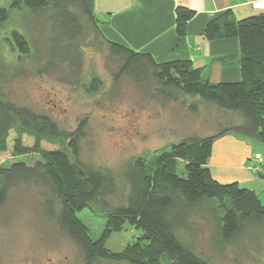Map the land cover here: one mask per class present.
I'll return each mask as SVG.
<instances>
[{
    "label": "trees",
    "instance_id": "1",
    "mask_svg": "<svg viewBox=\"0 0 264 264\" xmlns=\"http://www.w3.org/2000/svg\"><path fill=\"white\" fill-rule=\"evenodd\" d=\"M9 5L0 7V27L12 28L11 36L5 39L19 63L28 59L41 62L44 55L46 69L60 63L78 69L83 41L92 36L99 47L106 44L120 64L116 78L127 74L146 88L152 84L146 82L154 81V96L172 101L179 100L180 95L190 97L187 106L192 112L197 111L198 99L216 105L230 120L215 134L185 137L173 143L152 165L144 156L128 160L126 202L111 207L104 197L115 189V175L81 160L84 121L74 130H65L47 115L6 100L0 61V163L15 154L42 156L33 164H0V211L12 189L22 184L39 187L45 196L44 215L78 246L85 264L103 260L117 264H164L165 260L166 264H213L196 253L180 233L185 219L207 207L216 212L210 221L217 227L216 241L223 244L264 227V204L256 193L237 182L216 180L207 165L215 139L226 133L264 143V10L237 19L227 9L207 23L204 34L208 40L237 38L241 52V79L212 82L191 60L158 62L151 53L107 40L94 12V0H10ZM195 13L186 5L177 6L179 36L187 34V24ZM42 18L57 33L47 35L40 48L32 29ZM103 83L94 75L86 90L95 93ZM179 162L184 163L183 174H179ZM94 205L104 209L107 238L125 225L135 227L140 235L121 251L107 248V238H94L79 216L86 208L93 210Z\"/></svg>",
    "mask_w": 264,
    "mask_h": 264
},
{
    "label": "rangeland",
    "instance_id": "2",
    "mask_svg": "<svg viewBox=\"0 0 264 264\" xmlns=\"http://www.w3.org/2000/svg\"><path fill=\"white\" fill-rule=\"evenodd\" d=\"M9 4L10 0H0V7L8 8ZM45 20L40 19L32 29V37L40 48L47 35L57 33ZM11 29L10 25L0 27L1 86L5 99L47 115L65 130H74L84 121L81 160L115 175V189L104 197L111 207L126 202L129 184L124 174L128 160L144 156L152 165L173 143L185 137L215 134L230 120L216 105L198 99L197 111L192 112L187 106L190 97L180 95L179 100L172 101L154 96V81L146 82L152 83L146 88L130 75L116 78L120 64L108 46L99 47L92 36L83 41L78 69L65 63L46 69L44 55L41 62L28 59L19 63L5 39L11 36ZM94 75L104 83L99 91L89 93L86 85ZM41 159L38 153L15 154L3 158L0 164L5 167L14 162L33 164ZM178 171L184 173L183 162H179ZM44 199L42 190L33 184L11 190L6 206L0 211V264H83L78 246L61 232L54 220L44 215ZM215 215L207 207L185 219L180 233L186 243L213 264H264V227L223 244L214 237L217 227L210 220ZM79 216L94 238H107L101 206L86 208ZM138 235V229L125 225L107 238L105 246L121 251ZM98 264L117 263L103 260Z\"/></svg>",
    "mask_w": 264,
    "mask_h": 264
},
{
    "label": "crops",
    "instance_id": "3",
    "mask_svg": "<svg viewBox=\"0 0 264 264\" xmlns=\"http://www.w3.org/2000/svg\"><path fill=\"white\" fill-rule=\"evenodd\" d=\"M256 0H94V12L104 37L134 51L151 53L156 61L191 60L212 82H233L242 77L237 38L208 40L207 23L231 9L237 19L255 14ZM183 4L196 13L187 34L176 32V8ZM212 176L237 182L256 193L264 204V144L255 138L226 133L215 139L207 163ZM254 167L263 169L256 172Z\"/></svg>",
    "mask_w": 264,
    "mask_h": 264
},
{
    "label": "built area",
    "instance_id": "4",
    "mask_svg": "<svg viewBox=\"0 0 264 264\" xmlns=\"http://www.w3.org/2000/svg\"><path fill=\"white\" fill-rule=\"evenodd\" d=\"M251 6L256 11L264 10V0H256L251 3ZM256 172L262 173L263 169L260 167H254Z\"/></svg>",
    "mask_w": 264,
    "mask_h": 264
},
{
    "label": "flooded vegetation",
    "instance_id": "5",
    "mask_svg": "<svg viewBox=\"0 0 264 264\" xmlns=\"http://www.w3.org/2000/svg\"><path fill=\"white\" fill-rule=\"evenodd\" d=\"M82 263L85 264V263H84V260H83V257H82Z\"/></svg>",
    "mask_w": 264,
    "mask_h": 264
}]
</instances>
